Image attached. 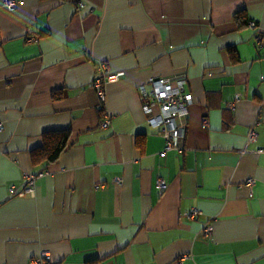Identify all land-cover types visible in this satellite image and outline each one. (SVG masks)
<instances>
[{
	"label": "crops",
	"instance_id": "0c3cea01",
	"mask_svg": "<svg viewBox=\"0 0 264 264\" xmlns=\"http://www.w3.org/2000/svg\"><path fill=\"white\" fill-rule=\"evenodd\" d=\"M4 1L0 264H264V0ZM100 62L119 74L103 103ZM179 73L193 103L182 152L163 153L139 87ZM50 131L68 145L33 166Z\"/></svg>",
	"mask_w": 264,
	"mask_h": 264
},
{
	"label": "built area",
	"instance_id": "2783aa9c",
	"mask_svg": "<svg viewBox=\"0 0 264 264\" xmlns=\"http://www.w3.org/2000/svg\"><path fill=\"white\" fill-rule=\"evenodd\" d=\"M16 0H5L4 5L8 10H13L17 6ZM254 22H248L250 29H255ZM261 37L257 35L256 41L260 42ZM119 74H111L107 63L100 62L98 71L93 81V89L100 103L105 101V85L115 81ZM186 77L184 73L171 78H152L148 81L149 88L139 87V97L141 100V110L146 117V124L152 129L162 133L166 140L163 153L170 151L182 152V141L185 134V119L188 115V108L192 105V96L185 92ZM239 99L236 95L235 101ZM110 119L104 118L101 122V128H108ZM2 124L0 122V130ZM255 134L253 130L249 133V141L253 140ZM44 175L43 171L36 174L27 175L25 181L19 191L11 188L9 193L11 196L22 195L26 192H32L35 181ZM119 183V179H115ZM255 179H247L245 185L251 188ZM157 188L164 190L166 188L165 181L157 179ZM201 213L197 209H190L189 217L196 218ZM211 234V227L205 226L203 236L208 237ZM44 257L31 260L28 264H43Z\"/></svg>",
	"mask_w": 264,
	"mask_h": 264
},
{
	"label": "trees",
	"instance_id": "16d2710c",
	"mask_svg": "<svg viewBox=\"0 0 264 264\" xmlns=\"http://www.w3.org/2000/svg\"><path fill=\"white\" fill-rule=\"evenodd\" d=\"M242 14L243 13H239L237 16L245 21V18H243L244 15ZM245 22L248 25V22ZM245 22L243 25H245ZM68 139L69 132L67 131H50L43 133L40 145L30 152L32 165H47L57 160L61 153L66 149Z\"/></svg>",
	"mask_w": 264,
	"mask_h": 264
}]
</instances>
